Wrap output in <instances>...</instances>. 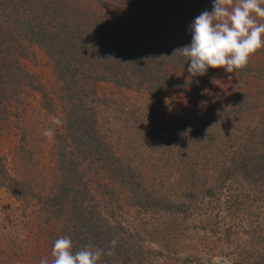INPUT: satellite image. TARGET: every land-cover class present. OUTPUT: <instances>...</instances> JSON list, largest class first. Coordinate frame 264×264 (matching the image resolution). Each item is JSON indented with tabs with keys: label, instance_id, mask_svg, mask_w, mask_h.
Here are the masks:
<instances>
[{
	"label": "rangeland",
	"instance_id": "1",
	"mask_svg": "<svg viewBox=\"0 0 264 264\" xmlns=\"http://www.w3.org/2000/svg\"><path fill=\"white\" fill-rule=\"evenodd\" d=\"M0 8V69L9 83L18 67L27 77L16 81L19 94L0 83V264H51L55 241L76 224L89 240H116L103 264H264V48L238 77L223 68L192 76L186 57L167 56L173 39L191 43V24L213 0H0ZM57 11L76 40L97 26L104 41L127 43H115L124 58L112 57L114 43H85L109 50L102 64L114 77L84 78L85 102L66 99L49 56L56 44L26 29L30 18L59 28ZM149 47L164 52L151 62L155 78L143 70L126 79L121 72L135 73ZM74 56L81 80L99 66ZM164 76L175 87L164 89ZM74 101L91 138L75 127ZM83 245L72 241L73 252Z\"/></svg>",
	"mask_w": 264,
	"mask_h": 264
},
{
	"label": "trees",
	"instance_id": "2",
	"mask_svg": "<svg viewBox=\"0 0 264 264\" xmlns=\"http://www.w3.org/2000/svg\"><path fill=\"white\" fill-rule=\"evenodd\" d=\"M2 9H5V8H2ZM0 10H1V8H0ZM54 11H56V10L54 9ZM30 19H31V21L28 22L26 29L28 30V32H30V35H31L30 39L31 40H36L37 42L45 43V44L46 43H51L53 45L56 44L55 47L50 46L51 48L49 49V51H50L49 56L54 60L53 62H54V66L56 69L57 76L63 82V85H66V87H64L66 99H70L68 97V95L72 94V96H75V97L80 96L77 99H80L82 102H85V97H86L85 85L87 82V80H85V79L89 76L92 78L95 77L96 81L112 80L108 77H111L114 79V77L111 75V73H113V72L109 71L105 67V65L102 64V61H105L107 59L108 54L106 52H108L109 50L104 48L103 46H99L100 48H97V50H95L94 48H91V45H88V44L85 45V43L94 42V44H95V42L99 43V41H101L102 43H114L112 46H110V47H114V49L111 48L112 49L111 53L113 54V56L112 55L111 56L113 58H121V57L124 58V56L122 54L121 46H117V44H115V43H117V42L126 43V42H121L119 40H106V41H104V38H102L100 36V34L97 33V32H99L97 26L94 27L93 29L85 27L86 29L84 28L78 34V37H83L82 40H76L75 36L72 34V32L74 31V28H73V25L71 23V19L69 18V16L66 17L62 13H59L58 11H57L56 16H53V19H56L57 23L60 24L59 28H56L55 26H52V28H47V27H45V25L43 23L38 22V21L34 22V20L32 18H30ZM179 19L181 21H183L182 17H179ZM177 31H178L177 27L170 29L171 34L175 35V36H177L176 35ZM171 42H175L172 45H176V46H169L167 49H169L171 51V54H166V55L167 56H176L175 58H172L176 62L180 61L181 58H183V57L185 58V56L182 54V49H181V48H183V46L177 45L178 42L176 39H173ZM58 45H59V47H62V50H58ZM8 50L16 54V49H8ZM2 52H5V50L0 47V57H1ZM11 52H9V54H11ZM75 53H80L83 56V58H91L92 63L93 62H96V63L99 62L98 68H97V66L94 68L95 72L91 71V72H87V74L86 73L82 74L83 75L82 80H81V78L78 77L77 71L75 70V69L78 70V68L76 66H73V60H76V58L74 56ZM163 55H164V52H162V53L158 52L156 50V47L146 48L144 50V52H142L141 56L138 57L136 60L137 65L139 63L140 64H139V68L135 71V73H132V72L128 73L127 70L123 71L121 73L129 75L126 79H133L134 80L136 77L139 76V72L144 73V71H145V76H152L155 78L156 73H154V71L149 73V71H150L149 69H152L153 65H154L153 64L151 66V64H152L151 62H153L155 60V56L160 57ZM149 57H151V58L148 59ZM149 61H150V65H149ZM187 62L190 63L189 61H186V59H185L184 64H187ZM161 64L163 65V63H161ZM90 66H93V65L90 63ZM149 66H151V67H149ZM165 69L167 70V68H165ZM130 74H134L135 77L130 76ZM27 75H29V74L27 73ZM8 78L11 81L10 83L6 79V77L3 73V69H0V83L3 84V91L2 92H7V90H9L11 93L19 94L20 90L23 87V86L21 87L19 84L22 83V80L26 79V81H27L26 75L18 67V69L16 71H11L8 74ZM173 78H174V76L173 77L164 76V78H163V82L165 83L164 89L169 88V87L170 88L175 87V84H174L175 79L173 80ZM197 78H195L196 82H197ZM16 81H20L21 83L16 82ZM143 82L144 81H142L141 83L143 84ZM19 87H21V88H19ZM39 90L42 91L40 88H39ZM48 96H47V94H45V96H43V97L45 99L47 98V101H50ZM81 103H80V101L79 102L74 101V103H73V107L75 109L73 111V115L75 116L74 122H75V124H77V126H75V127L78 129V131H81L84 135H87L89 137V135L91 134L90 130L88 131V129L84 126V122L82 121L83 120L82 116L80 115L81 113L79 114V111H81V106H82ZM48 106L49 105H47V107ZM47 107H45V108H47ZM88 133H89V135H88ZM89 138H91V137H89ZM84 142L86 143L87 141L84 140ZM67 144L68 143H66L64 145H67ZM57 145L62 146V144H60V143H58ZM67 148H69V147L64 146V148L61 149L60 153H64L63 154L64 157L69 154ZM210 153H212V150L210 151ZM230 159L233 161H237L238 163H240V165L244 164V162L246 160V158H240V156H238L237 154L232 155L230 157ZM69 160L72 161V158L70 157ZM250 162H251V164L255 165L252 167L253 172L254 171L259 172L262 170V167L264 164L262 165V163H261V166H260L259 162L256 163L252 159ZM235 170H237V169H235ZM197 173L198 172L194 173L195 176ZM255 174H258V173H255ZM212 183L213 182H211V184ZM215 186H217V185L213 184V185L209 186V192H208L209 194H207V195L212 196V194H215V192L213 191ZM87 222L88 223L90 222V225L93 226L94 228L98 227L97 222L93 223L94 220H88ZM75 226H74L73 235L71 236L72 238L70 237L71 240L74 241L75 248L79 249V244L83 242L84 243L83 249L86 247H89L92 250L102 249L103 254H102L100 260L98 261V264H103L104 256L110 253V251H108V250L111 249V246H109V244L111 242L103 241V243L106 245L105 246L102 242L96 241L94 239V237H92L91 240H89L87 238L89 236L85 237V235H83L85 233L81 232L79 225L76 224ZM99 239H101V238L99 237ZM89 242H92V243L90 244ZM106 264H114V263H112L111 261L108 260V261H106Z\"/></svg>",
	"mask_w": 264,
	"mask_h": 264
},
{
	"label": "clouds",
	"instance_id": "3",
	"mask_svg": "<svg viewBox=\"0 0 264 264\" xmlns=\"http://www.w3.org/2000/svg\"><path fill=\"white\" fill-rule=\"evenodd\" d=\"M190 30L191 43L181 49L192 76L223 68L238 77L250 57L264 48V0H213V10L197 16ZM53 122L62 123L59 118ZM43 135L51 137L53 132L45 130ZM111 244L114 247L116 240ZM102 254V249L89 247L73 252L71 238L61 237L52 247L51 264H98ZM39 264H49V260L42 258Z\"/></svg>",
	"mask_w": 264,
	"mask_h": 264
}]
</instances>
